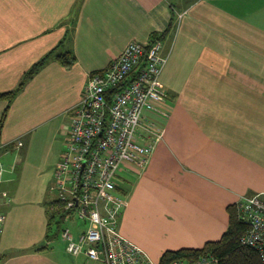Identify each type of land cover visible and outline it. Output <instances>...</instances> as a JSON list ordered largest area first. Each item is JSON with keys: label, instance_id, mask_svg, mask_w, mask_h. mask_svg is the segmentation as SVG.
<instances>
[{"label": "crops", "instance_id": "1", "mask_svg": "<svg viewBox=\"0 0 264 264\" xmlns=\"http://www.w3.org/2000/svg\"><path fill=\"white\" fill-rule=\"evenodd\" d=\"M156 38L170 51V113L156 115L163 135L147 167L119 185L122 233L160 261L220 238L242 195L264 196V0H0V91L55 49L0 131V264H102L69 253L61 231L51 240L52 220H64L54 173L89 73ZM69 49L66 65L55 54Z\"/></svg>", "mask_w": 264, "mask_h": 264}, {"label": "built area", "instance_id": "2", "mask_svg": "<svg viewBox=\"0 0 264 264\" xmlns=\"http://www.w3.org/2000/svg\"><path fill=\"white\" fill-rule=\"evenodd\" d=\"M162 48L160 38L149 44L128 42L105 69L89 73L73 108L54 173L60 216L72 224L84 223L60 230L71 254L102 264H210L206 257L161 263L119 226L125 202L118 190L122 172L140 173L147 167L163 135L156 115L170 113L161 78L170 51ZM8 196L0 185V231L6 219L1 198ZM235 204L239 217L248 223L241 241L256 247L264 261V196L242 195Z\"/></svg>", "mask_w": 264, "mask_h": 264}, {"label": "trees", "instance_id": "3", "mask_svg": "<svg viewBox=\"0 0 264 264\" xmlns=\"http://www.w3.org/2000/svg\"><path fill=\"white\" fill-rule=\"evenodd\" d=\"M54 50L55 49H52L47 52L29 69H27L16 87L0 91V98L7 100V105L0 118V131L15 95L23 88L26 81L31 78L53 54ZM55 55L66 65L72 64L76 59L70 49L62 53L59 52ZM227 209L229 212V223L220 238L210 239L199 247H181L178 249L166 250L161 257V263H166L176 257L192 259L206 257L210 260V264H264L259 250L256 247L241 241V236L248 229V223L239 217L235 202L229 204ZM60 230L61 228H59V231Z\"/></svg>", "mask_w": 264, "mask_h": 264}, {"label": "rangeland", "instance_id": "4", "mask_svg": "<svg viewBox=\"0 0 264 264\" xmlns=\"http://www.w3.org/2000/svg\"><path fill=\"white\" fill-rule=\"evenodd\" d=\"M123 176H125L126 174L129 175V172H122ZM66 225H72V221H66V220H61L58 217H55V219L52 220V227H51V230H52V234L54 235L52 237V241L53 243H57L59 241H61V238H60V234H59V228H62ZM73 227V226H72ZM58 234V235H57Z\"/></svg>", "mask_w": 264, "mask_h": 264}]
</instances>
